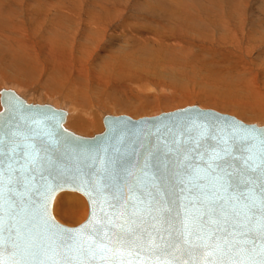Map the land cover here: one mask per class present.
I'll return each mask as SVG.
<instances>
[{
	"label": "water",
	"instance_id": "obj_1",
	"mask_svg": "<svg viewBox=\"0 0 264 264\" xmlns=\"http://www.w3.org/2000/svg\"><path fill=\"white\" fill-rule=\"evenodd\" d=\"M65 118L63 109L0 89L5 260L63 264L76 255L69 251L74 243L94 249L109 238L112 258L117 249H130L133 255L124 259L134 264L141 258L177 264L261 260L264 125L198 105L138 119L107 114L93 136L66 129ZM63 191L81 194L88 204L77 225L53 214ZM93 200L96 222L74 242Z\"/></svg>",
	"mask_w": 264,
	"mask_h": 264
},
{
	"label": "bare ground",
	"instance_id": "obj_2",
	"mask_svg": "<svg viewBox=\"0 0 264 264\" xmlns=\"http://www.w3.org/2000/svg\"><path fill=\"white\" fill-rule=\"evenodd\" d=\"M32 1H35V5H27V11L29 12H19L21 10H16L11 3L10 7L7 5L5 8L8 10V12H3L2 9L4 8L2 5H0V61L5 63L0 68V75L3 78H15L17 80V77H20V74L26 79L34 81L41 80L44 86L46 85L51 88L46 91L45 88H43L44 91L48 93V95L49 93L51 95L48 97L46 94H43V92L41 95L44 96H42L44 99L42 101L36 102L33 100L31 101L30 97L27 98V95L22 94L21 91H23L25 88H19L15 85V83L11 85H9L10 83H4L2 86L3 83L1 82L2 84H0V89H12L30 104H50L56 108L65 110L66 118L64 120L63 126L73 133L79 134L81 136H93L94 134L101 132L104 128L103 116L107 114L118 116V114L125 115L126 113L130 115L131 118L133 117V119H138L177 110V108L173 109L174 107H177L175 103L172 105H166V103H164L165 107H162L164 109L156 108L155 110L157 113H161H154L155 115L151 113V115H146L147 111H145L146 108L144 109V107L148 108L152 102L155 103V97L151 103L149 101L151 98L148 100L150 104L146 101V104L149 105H139L138 101L134 99L137 98V96L132 97L129 95L127 97L125 96L126 94H123L124 99L122 100H117L114 98L117 100L116 104L120 109L117 111V113L110 111L112 113L111 114L107 113L105 110H102V112L100 110V107L104 105L103 100L101 99V91H103L107 86L108 89H110L111 94H115L117 90H121V86H118L117 83L110 84L111 88H109V83H111V80L116 75L115 73L123 70L127 71L132 76L134 75L139 78L140 76H145L144 74L146 72L154 74L153 71L147 70V67L145 69L141 67L130 69V66L128 65L129 58L130 60H133L132 63H135L136 60L133 56L134 53H138V51H141L143 48L149 49L150 46L157 47V50L160 51L161 56L164 58L171 59L170 56H175L177 59L182 60L184 58L187 59L189 56V58L191 57L190 61L192 62H196V60L198 62H202L203 66H205L209 73H211L215 78L224 79L226 78L224 77V74L229 75L231 78L228 83L233 84L235 82L236 85H239L240 87L242 86L245 93H247V97L250 98L249 100V98L246 97L248 99L247 101L243 100L240 102H238L239 99H234V101H229L226 104L222 100L221 101L223 103L216 100H211L212 102H210V105L213 107L207 109H212L220 113H223L224 109H226V111L231 109L232 114H236V117L241 115L239 117L246 119V117L243 116L246 115L248 120L257 119V122L258 120L260 122L264 120V62L262 61L264 60V54L261 55L256 53V57H254V59H250V57H253L254 55L252 53V49L255 41L261 39L264 36V11H261L260 13L258 12L259 14L255 13L252 16L253 20L251 24L246 26L245 24L243 25V23L242 25L239 23L236 28H234V26L231 24L233 19L235 17L241 18L245 12H229V14H225L229 16L226 19L227 23L229 24L227 26L224 25L226 27L224 29L221 24L224 21L222 16L225 15H222L219 11H213L214 2L211 0H200V3L194 2L196 6L203 5L206 8L208 11L206 17L208 19L199 16V14H202L203 11L200 9V12H197L194 9V3L188 4L189 1L194 0H146L144 2V8L147 11L145 13L148 19L142 20L141 18H143V16H139L132 23L125 21V25L123 24L124 26L121 24V27L123 26L122 29L126 33L128 32L127 35H129V37H126L123 34L120 36L114 35L116 32H111L113 35L104 34L108 25L110 26L113 21L119 19L122 15V12H103L108 11L107 8H103L102 12H58L56 0ZM218 1L219 0H216V2ZM210 2L213 3L212 6H209ZM61 3L62 5L58 3L59 7L62 8L63 6L66 8L64 6V2ZM227 3L235 5V3L231 0H228ZM0 4H2V2ZM237 4L238 3L236 0V6ZM215 6L216 10H219L222 7V5H219L218 3L217 5L215 4ZM189 7L191 9H189ZM112 9L115 10V7ZM155 10L158 12H154ZM164 10L167 12L164 13ZM233 14H235V16ZM145 22L153 24L154 28L150 27V25ZM62 29H65V32H62ZM167 30L168 32H166ZM193 30H196L195 35L187 34L188 31L190 32ZM185 36H189V39H195L196 37L197 39H201L203 42L210 41L208 42L209 46L212 45L216 48H210L203 44L199 46L196 45L195 50H192L195 52V54H192V51H187V47L186 50V48L183 46L178 45L181 44V42L186 43L187 40L181 41L184 40L183 37ZM226 37L228 40H226ZM109 40H117L118 43L113 44L112 41L107 43ZM134 42H136V46ZM162 43H166L167 48L163 49ZM191 45L194 47V45L190 43V46ZM221 45H226V47H221ZM261 46H264V42L260 44V47ZM245 47L250 48L251 52L242 50ZM99 50L103 52L107 51L108 55L106 54L100 56L98 54L99 56H96L97 54L95 53ZM141 56L143 55L141 54ZM219 62H222L223 65L219 64ZM142 63L140 62L139 64ZM125 65L129 67L126 69L124 68ZM147 73L146 75H148ZM24 78L20 77V80H24ZM259 78L262 79L261 82L258 81ZM152 79H150V81H152ZM81 80H83V82ZM29 85L27 86L29 87ZM98 88L101 89L100 93L91 92L93 89L96 90ZM145 90L147 92L156 90L160 91L161 94H164L162 95V98L163 100L167 101V103L173 101L175 102V100H179L184 103V99L190 98L189 93L179 95L180 93L177 94V91L175 90L170 94L167 93L168 95H165L167 86L164 83L157 86L151 84L143 85L141 83L136 85V91H139L142 96L145 94ZM242 92L243 91H241V93ZM53 94H56L57 99H55L56 96H53ZM116 95H118V93ZM157 95L158 94H156V96ZM230 95L232 96V94ZM194 96L195 95H193V97ZM54 99L55 102L52 101ZM226 100H228V98ZM136 102L138 104H135ZM159 105H162V103ZM215 106L219 107L220 109H215ZM126 107L129 108L125 109ZM150 107H154V105H151ZM181 108H184V106L178 109ZM149 111H151V109H149ZM225 113L226 112H224V114ZM250 123L248 122L247 124ZM74 199L75 201L73 199L70 200L74 202V206L70 207V209H73V216L76 215L78 220L81 221L83 219L82 221H84L88 214V204L86 202L85 205L83 200L79 197H74ZM55 200L56 199H54V202ZM54 202L53 204L55 205Z\"/></svg>",
	"mask_w": 264,
	"mask_h": 264
},
{
	"label": "rangeland",
	"instance_id": "obj_3",
	"mask_svg": "<svg viewBox=\"0 0 264 264\" xmlns=\"http://www.w3.org/2000/svg\"><path fill=\"white\" fill-rule=\"evenodd\" d=\"M43 1V0H42ZM45 1V0H44ZM58 1V2H57ZM60 1V2H59ZM97 1V2H96ZM118 1V2H117ZM146 0H56V4H57V6H58V8H57V11L58 12H79V13H81V12H102L103 10V8H107V10L108 11H103V12H122V15L120 16V18L119 19H117V20H115V21H113L111 24H110V26L108 25V27H107V29H106V31H105V35H109V34H111V35H113L112 33H114V32H116V33H114V35H118V36H120L121 34H123V35H125L126 37H129V35H127V33L122 29V27L125 25L124 24V22L126 21V22H128V23H132V22H134L135 21V19H137V17H139V16H143V18H141L142 20H146V19H148V17H147V15H146V13L145 12H147L146 11V9L144 8V2H145ZM212 2H214V9H213V11L214 12H217V11H219V12H221V14L222 15H225V14H229V12H238V13H240V12H245V14L243 15V16H241V18H234L233 19V22L231 23L232 24V26H234V28H236L238 25H239V23H241L240 25H242V23H243V25L245 24L246 26L247 25H249V24H251L252 23V16L256 13V14H259L261 11H264V7H263V5H264V0H245V1H243V0H237V6H236V0H231L232 2H234L235 3V5H231V4H229V3H227L228 2V0H219L218 2H216V0H211ZM263 1V2H262ZM2 2V4H0V5H2L3 6V8L4 9H2L3 10V12H8V10L7 9H5L6 8V6L8 5L9 7L11 6V4H12V6L16 9V10H21V11H19V12H29V11H27V5H29V4H31V5H35V1H32V0H17V2H16V0H1L0 1V3ZM61 2H64V6L66 7V8H64L63 6H62V8L61 7H59V5H58V3H60V5H62V3ZM101 2V3H100ZM117 2V3H116ZM194 2H196V3H200V0H194V1H189L188 2V4H192V3H194ZM4 3V4H3ZM11 3V4H10ZM52 3V2H51ZM107 3H108V5H107ZM217 3L219 4V5H222V7L218 10H216L215 9V4L217 5ZM16 4H17V7H16ZM102 4V5H101ZM112 5H114V6H112ZM213 5V3H211L210 2V5L209 6H212ZM24 7V8H23ZM92 7V8H91ZM111 7V8H110ZM113 7H115V10L114 9H112ZM189 9H191L190 7H189ZM194 9L197 11V12H200V9L203 11L202 12V14H199V16L200 17H204V18H207L206 17V15L208 14V11L206 10V8L203 6V5H199V6H196V4L194 3ZM261 9V10H260ZM114 10V11H113ZM135 12H134V11ZM137 10V11H136ZM48 11H49V9H48ZM139 11V12H138ZM212 11V12H213ZM42 12V11H41ZM44 12V11H43ZM50 12V11H49ZM154 12H158L157 10H155ZM165 12H167L166 10H164V13ZM193 12H195V11H193ZM259 12V13H258ZM242 13V14H243ZM232 14V13H231ZM234 16H235V14H233ZM133 16V17H132ZM132 17V18H131ZM223 17V19H224V21L222 22V27L225 29L226 27L224 26V25H228L229 23H227V17H229V16H227V15H225V16H222ZM208 19V18H207ZM145 23H147V22H145ZM121 24L123 25L122 27H121ZM147 24H149L150 25V27H152V28H154V25L153 24H151V23H147ZM213 26V25H212ZM58 28V27H57ZM171 29V28H170ZM65 29H62V32H65L64 31ZM123 30V31H122ZM248 30V29H247ZM195 31L196 30H193V31H188L187 32V34L189 35V34H191V35H195L196 33H195ZM112 32V33H111ZM166 32H168V30L166 31ZM165 32V33H166ZM225 32V31H224ZM118 33V34H117ZM126 33V34H125ZM132 33V32H131ZM135 36H137V35H135ZM139 36V35H138ZM189 36H185V37H183L184 38V40H181V41H185V40H187L186 41V43H191V44H193L194 45V47H192V45L190 46V43L189 44H186V43H182L181 42V44H178V45H181V46H183L184 48H188V50H187V48H186V50L189 52H191L192 50H195V47H196V45H205V46H208V47H210V48H216V47H214V46H209V44H208V42H210V41H205V42H203L201 39H197L196 37H195V39H189L188 38ZM226 40H228V38L226 37ZM110 41H112V43L113 44H116V43H118V41L116 42L115 40H109V41H107V43H110ZM193 41V42H192ZM264 42V36L261 38V39H258V40H256L255 41V44L253 45V51H252V53L254 54L253 55V57L251 56L250 57V59L252 58V59H254V57H256L255 56V54L256 53H258V54H261V55H263L264 54V46H261L260 47V44H262ZM134 44H135V46L137 45L136 44V42H134ZM154 44V43H153ZM108 45V44H107ZM106 45V46H107ZM219 45V44H218ZM146 46V45H145ZM222 46H224V47H226V45H221V47ZM159 47V46H158ZM162 48L163 49H165V48H167V44L166 43H162ZM225 49H229V48H225ZM242 50H246V51H250V48H248V47H245V48H243ZM157 50V47H149V49H147V48H143L141 51H138V53L136 52V53H134V58H135V63H132L133 62V60H130V58L128 59V62H129V68L130 69H136L137 67H141V68H143V69H145L146 67V69L147 70H149V71H153L154 72V74H150V73H147L148 75H146V73L144 74L145 76H140V78L139 77H136V76H132L130 73H128L127 71H119V72H117V73H115L116 75L113 77V79L111 80V83H109V88H111V85L110 84H118V86H121L120 87V89L121 90H117V92H115V94H111V92H110V89H108V86L103 90V91H101L102 92V97H101V99L103 100V104L104 105H102L101 107H100V110H101V112H102V110H105V111H107V113H111L110 111H113V113L115 112V113H117V111L118 110H120L119 109V106L116 104V102H117V100H122V99H124V95L123 94H126L125 96H132V97H136L137 96V98H134V99H136L137 101H138V103H139V105H144V104H146L147 102L149 103V101H150V103L153 101V98L154 99H156V101H155V103H153L152 102V106L154 105V107H150V106H148V108L147 107H144V109L146 108V109H148V110H146L145 109V111H147L146 113V115H151V113H157V111H155L156 110V108H161V109H164V108H162V107H165V104L164 103H166V105L167 104H170V105H172L173 103H175L176 104V106L177 107H174L173 109H178V108H180V107H185L186 105L188 106V105H198L199 107L201 106V107H204V108H211V107H213V106H211L210 104V102H212V101H218V102H225V104L226 103H228L229 101H234V99L235 100H238V102H240V101H243V100H245V101H247L248 99L247 98H249V97H247V93H245V91H244V88L241 86H239V85H236V83L234 82L233 84H230V83H228L229 81H230V76L229 75H226V74H224V77H226V78H224V79H222V78H215L211 73H209V71L206 69V67L205 66H203V63L202 62H198L197 60H196V62H192V61H190V59H191V57L189 58V56L187 57V59H177L175 56H170L171 57V59H168V58H164V57H162L161 56V54H160V51H158ZM181 51V50H180ZM223 51V50H222ZM141 52H143V53H141ZM150 52V53H149ZM251 52V51H250ZM108 52L106 51H101V50H99L98 52H96L95 54H97L96 56H103V55H106ZM99 54V55H98ZM135 54H137V55H135ZM141 54L143 55V56H141ZM150 54V55H149ZM164 54V53H163ZM192 54H195V52H193L192 51ZM108 55V54H107ZM152 55V56H151ZM151 56V57H150ZM209 56V55H208ZM264 56V55H263ZM145 57V58H144ZM210 57V56H209ZM262 57V56H261ZM260 57V58H261ZM143 58V59H142ZM217 58V57H216ZM245 58H247V57H245ZM152 62H151V61ZM155 60V61H154ZM183 60H185V61H183ZM188 61H190V62H187ZM218 61V60H217ZM263 62H264V60H262ZM142 63V64H139V63ZM148 62V63H147ZM163 62V63H162ZM152 63V64H151ZM160 63V64H159ZM224 63V62H223ZM5 63H3V61H0V68H1V66H3ZM202 64V65H201ZM219 64H221V65H223L222 64V62H219ZM138 65H140V66H138ZM142 65V66H141ZM224 65H225V63H224ZM145 66V67H144ZM127 67V65H125V67L124 68H128ZM194 69H193V68ZM207 68H208V66H207ZM11 69V68H10ZM130 69H128V70H130ZM12 71V70H11ZM207 71V72H206ZM175 72V73H174ZM189 72V73H188ZM123 73V74H122ZM163 73V74H162ZM174 73V74H173ZM100 74V73H99ZM118 74H119V76H118ZM126 74V75H125ZM171 75V76H170ZM175 75V76H174ZM176 75H178V76H176ZM211 75V76H210ZM226 75V76H225ZM19 76L20 77H23L24 78V76H22V75H20L19 74ZM131 76H132V78H131ZM210 76V77H209ZM228 76V77H227ZM20 77H17V80L15 81L14 79H12V78H10V79H12V80H10L9 78H3L1 75H0V84H2V86L4 85V83H10L9 85H11V84H13V83H15V85L17 86V87H19V88H25L23 91H21V93L22 94H25V95H27V98L28 97H30V99H31V101L33 100V101H42L44 98V96L43 95H41L43 92V94H46L48 97H49V95H51L50 93H49V95H48V93L47 92H45L46 90H48V89H51L50 87H48V86H44V84L42 83V81L41 80H30V79H26V78H24V80H20ZM118 77V78H117ZM126 79H125V78ZM130 77V78H129ZM19 78V79H18ZM121 78V79H120ZM136 78V79H135ZM153 78V79H152ZM157 78V79H156ZM25 79H26V81H25ZM129 79V80H128ZM131 79V80H130ZM150 79H152V81H150ZM159 79V80H158ZM163 79H164V81H163ZM213 79V80H212ZM222 79V80H221ZM9 80H10V82H9ZM134 80V81H133ZM137 80V81H136ZM141 80H142V82H141ZM167 81V83H166V81ZM219 80H221V81H219ZM224 80V81H223ZM5 81H7V82H5ZM15 81V82H14ZM32 83H31V82ZM36 81H38V82H36ZM82 82H83V80H81ZM122 81V82H121ZM124 81V82H123ZM132 81V82H131ZM146 81V82H145ZM148 81V82H147ZM171 81H173V82H171ZM213 81V82H212ZM235 81V80H234ZM259 82H261L262 81V79L261 78H259V80H258ZM2 82V83H1ZM21 84H20V83ZM24 82V83H23ZM30 84H28V83ZM143 84V85H148V84H151V85H160V84H162V83H164L166 86H167V90L165 91L166 92V94L165 95H168V94H170L171 92H173L174 90L175 91H177L176 93L177 94H179V95H181V94H187V93H189V99H184L185 100V102L183 103L182 101H179V100H175V102L173 101V102H170V103H167V101H165V100H163V96L162 95H164L163 93L161 94L160 93V91H158V90H156V91H152V92H147L146 90L144 91V93L147 95V96H149V97H147L145 94H143V96H142V94L141 93H139V91H136V85H138V84ZM159 84H158V83ZM201 82V83H200ZM204 82V83H203ZM206 82V83H205ZM221 82V83H220ZM237 82V81H236ZM25 83H26V85H25ZM37 83V84H36ZM128 83V84H127ZM137 83V84H136ZM157 83V84H156ZM174 83V84H173ZM178 83V84H177ZM191 83V84H190ZM225 83V84H224ZM238 83V82H237ZM20 85V86H18V85ZM32 84V85H31ZM130 84V85H129ZM177 86H176V85ZM186 84H189V85H186ZM192 84H194V85H192ZM210 84V85H209ZM223 84V85H222ZM27 85H29V87L27 86ZM126 85V86H125ZM170 85V86H169ZM178 85H179V87H178ZM192 85V86H191ZM198 85V86H197ZM25 86H27V87H25ZM39 86V87H38ZM42 86V87H41ZM128 86V87H127ZM175 86V87H174ZM195 86V87H194ZM174 89H173V88ZM222 87V88H221ZM231 87V88H230ZM33 88V89H32ZM43 88H45V91H44V89ZM128 88V89H127ZM179 88V89H178ZM189 88V89H188ZM203 88V89H202ZM212 90H211V89ZM216 88V89H215ZM219 88V89H218ZM29 89V90H28ZM180 89H181V91H180ZM187 89V90H186ZM219 91H218V90ZM243 89V90H242ZM95 89H93V91H91L92 93L93 92H96V93H100V90L101 89H96L95 91H94ZM99 90V91H98ZM211 90V91H210ZM231 90V91H230ZM27 91V92H26ZM52 91V90H51ZM98 91V92H97ZM186 93H185V92ZM202 91V92H201ZM213 91V92H212ZM226 91V92H225ZM233 91V92H232ZM241 91H243L242 93H241ZM24 92H26V93H24ZM131 92V93H130ZM136 92V93H135ZM153 92H155V93H153ZM192 92V93H191ZM231 92V93H230ZM237 92V93H236ZM30 93V94H29ZM118 93V95H116ZM138 93V94H137ZM161 95H160V94ZM168 93V94H167ZM212 93V94H211ZM215 93V94H214ZM228 93V94H227ZM156 94H158L157 96H156ZM203 94V95H202ZM220 94H221V96H220ZM230 94H232V96L230 95ZM239 94V95H238ZM241 94V95H240ZM24 95V96H25ZM150 95H152V96H150ZM160 95V96H159ZM193 95H195L194 97H193ZM223 95V96H222ZM226 95H228V96H225ZM43 96V97H42ZM53 96H56V94H53ZM118 96V97H117ZM217 96H219V97H217ZM233 96H234V98H233ZM241 96H243V97H241ZM106 97V98H105ZM111 97H113V98H111V100H110V98ZM157 97V98H156ZM191 97H193V98H191ZM201 97V98H200ZM217 97V98H216ZM247 97V98H246ZM117 99V100H115V99ZM120 98V99H119ZM151 98V99H150ZM215 98V99H214ZM221 98V99H220ZM228 98V100H226ZM232 98V99H231ZM243 98V99H242ZM55 99H57V96H56V98ZM55 99L54 100H52L53 102H55ZM113 99V100H112ZM128 99V98H127ZM150 99V100H149ZM214 99V100H213ZM241 99V100H240ZM110 100V101H109ZM149 100V101H148ZM212 100V101H211ZM222 100V101H221ZM249 100H250V98H249ZM111 101H113V102H111ZM115 101V102H114ZM147 101V102H146ZM182 102V103H181ZM222 102V103H223ZM249 102V101H248ZM114 103V104H113ZM137 102L135 103V104H138ZM149 103V104H150ZM160 103H162V105H159ZM181 103V104H180ZM112 104V105H111ZM149 104H146V105H149ZM178 104V105H177ZM107 105V106H106ZM117 105V106H116ZM210 106V107H209ZM104 107V108H103ZM106 107V108H105ZM217 106H215L214 108L215 109H220L219 107H217ZM127 108H129V107H126L125 109H127ZM107 109V110H106ZM117 109V110H116ZM124 109V110H125ZM149 109H151V111H149ZM115 110V111H114ZM223 110V109H222ZM153 111H155V112H153ZM228 111V112H227ZM226 111V109H224L223 110V113L224 112H226L225 114H229V115H231L232 114V111H231V109H229V110H227ZM159 113H161V112H159ZM159 113H157V114H159ZM112 114V113H111ZM154 114V115H155ZM118 115H120V114H118ZM125 115H128V114H126L125 113ZM233 115H235L234 117H236V114H232V116ZM128 116H130V115H128ZM239 116H241V115H239ZM239 116H237L236 118H238ZM243 116H245L246 117V119L245 118H243V117H239L238 119H240V120H242V121H244V122H246V123H250V122H252V123H250V124H257V125H264V120H262L261 122L258 120V122H257V119H255V120H248V117L246 116V115H243ZM131 117V116H130ZM133 118V117H132ZM242 118V119H241ZM261 123V124H260ZM74 197H79V198H81L82 200H83V202L85 203V205H86V201H85V198L81 195V194H79V193H76V192H69V191H63V192H60V193H58L57 194V197L55 198L56 200H55V205L53 204V214H54V216H55V218L58 220V221H60L61 223H64V224H66V225H70V226H73V225H77V224H79L81 221L80 220H78L77 219V216L75 215V216H73V209L71 210L70 209V207L71 206H74V202L73 201H70L71 199H73L74 201H75V199H74ZM70 204H72V205H70ZM74 208V207H73ZM78 209H80V208H78ZM87 212H88V210H87ZM78 214V213H77ZM85 218V217H84Z\"/></svg>",
	"mask_w": 264,
	"mask_h": 264
},
{
	"label": "snow or ice",
	"instance_id": "obj_4",
	"mask_svg": "<svg viewBox=\"0 0 264 264\" xmlns=\"http://www.w3.org/2000/svg\"><path fill=\"white\" fill-rule=\"evenodd\" d=\"M262 135H264V132H262ZM262 195H264V193H262ZM92 205L93 208L90 218L76 233V235L73 236L72 239L74 240V242L78 241L79 236L84 235L85 230L96 222V202L94 200L92 201ZM189 234L190 231L188 230V225L187 223H185V236ZM88 239L91 241V237H89ZM200 239L202 238L197 237V240ZM0 241H3V236H0ZM91 242L95 243L94 241ZM185 242H187V240ZM112 243L113 241L111 240V238H109L106 243L96 244L94 249L91 247V245L85 248L82 243H74L73 246H70L69 251H74L76 255L71 260L63 261V264H94V262L95 264H134L132 260L124 259L125 254L128 256L133 255V252L130 249H117L119 255L117 259L114 260L112 258L114 254L112 253V249L110 247ZM116 243L123 244L124 241L120 240L116 241ZM261 257L262 258L259 262L253 261L251 262V264H264V249L261 250ZM0 264H36V262H28L23 260L9 261L5 260L3 255L0 254ZM39 264H46V262L40 261ZM51 264H61V262L53 260L51 261ZM135 264H177V262L175 259L160 260L159 258L154 261L146 262L144 258H141L139 261H136ZM196 264H223V262L216 260L209 261L207 259H204L202 261L196 262Z\"/></svg>",
	"mask_w": 264,
	"mask_h": 264
}]
</instances>
